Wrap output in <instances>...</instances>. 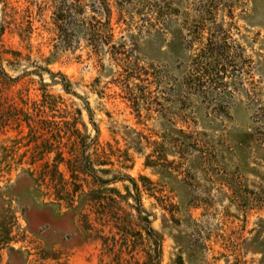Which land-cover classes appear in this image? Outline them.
<instances>
[{"label":"rangeland","instance_id":"rangeland-1","mask_svg":"<svg viewBox=\"0 0 264 264\" xmlns=\"http://www.w3.org/2000/svg\"><path fill=\"white\" fill-rule=\"evenodd\" d=\"M0 264H264V0H0Z\"/></svg>","mask_w":264,"mask_h":264},{"label":"trees","instance_id":"trees-1","mask_svg":"<svg viewBox=\"0 0 264 264\" xmlns=\"http://www.w3.org/2000/svg\"><path fill=\"white\" fill-rule=\"evenodd\" d=\"M96 20V23L92 22L90 30H92L94 40H102L105 44L108 45L111 53L113 55H118L117 45L113 42L114 35L110 32L111 26L110 21L107 20L105 22L101 20Z\"/></svg>","mask_w":264,"mask_h":264}]
</instances>
